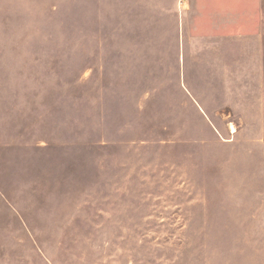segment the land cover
I'll list each match as a JSON object with an SVG mask.
<instances>
[{
	"label": "rangeland",
	"instance_id": "obj_1",
	"mask_svg": "<svg viewBox=\"0 0 264 264\" xmlns=\"http://www.w3.org/2000/svg\"><path fill=\"white\" fill-rule=\"evenodd\" d=\"M0 264H264V0H0Z\"/></svg>",
	"mask_w": 264,
	"mask_h": 264
}]
</instances>
